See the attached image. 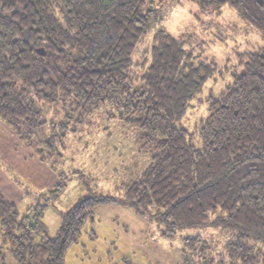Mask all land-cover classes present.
Here are the masks:
<instances>
[{
	"label": "trees",
	"instance_id": "obj_1",
	"mask_svg": "<svg viewBox=\"0 0 264 264\" xmlns=\"http://www.w3.org/2000/svg\"><path fill=\"white\" fill-rule=\"evenodd\" d=\"M167 1L0 0V120L41 161L62 156L71 124L102 110L140 128L153 150L139 179L119 194L90 189L62 214L54 236L44 217L65 189V174L25 214L0 189V264H67L95 209L119 201L164 225L166 237L188 227L230 229L229 262L219 264H264V48L248 54L233 83L207 99L197 142L179 122L217 62L197 61L186 39L166 29L155 33L141 63L133 61ZM193 1L202 8L229 4L264 37V0ZM41 103L61 107L63 120L49 123ZM184 241L198 259L184 264H217L200 237Z\"/></svg>",
	"mask_w": 264,
	"mask_h": 264
},
{
	"label": "rangeland",
	"instance_id": "obj_2",
	"mask_svg": "<svg viewBox=\"0 0 264 264\" xmlns=\"http://www.w3.org/2000/svg\"><path fill=\"white\" fill-rule=\"evenodd\" d=\"M159 12L157 22L136 46L135 64L143 61L155 33L166 29L186 39L197 61H215L218 65L215 75L179 122L198 142L199 122L209 117L207 99L233 83L248 54L264 48V37L229 4L202 8L193 0H169ZM41 104L49 123L63 120L65 112L61 107ZM70 131L62 156L44 162L35 149L0 120V189L18 204L22 214L45 202L65 174V189L58 199L49 202L44 217L51 236L57 233L62 214L90 189L102 194L122 193L119 189L139 179L153 157L152 147L144 143L140 128L118 116H108L106 110L96 112L82 125L72 123ZM93 219L84 228L79 244L68 252L67 264H184L198 260L195 252L185 248L184 239L189 236L200 237L209 245L217 264L229 262L228 245L234 238L230 229L188 227L178 230L174 237H166L164 225L137 214L120 201L99 205ZM1 240L0 230V244ZM4 250L8 254V248ZM7 263L15 264L10 258Z\"/></svg>",
	"mask_w": 264,
	"mask_h": 264
}]
</instances>
